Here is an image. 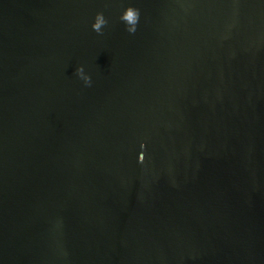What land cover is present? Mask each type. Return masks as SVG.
Wrapping results in <instances>:
<instances>
[{
	"label": "water",
	"instance_id": "water-1",
	"mask_svg": "<svg viewBox=\"0 0 264 264\" xmlns=\"http://www.w3.org/2000/svg\"><path fill=\"white\" fill-rule=\"evenodd\" d=\"M0 264H264V0H0Z\"/></svg>",
	"mask_w": 264,
	"mask_h": 264
},
{
	"label": "clouds",
	"instance_id": "clouds-1",
	"mask_svg": "<svg viewBox=\"0 0 264 264\" xmlns=\"http://www.w3.org/2000/svg\"><path fill=\"white\" fill-rule=\"evenodd\" d=\"M140 12L138 8L125 7L119 14V19L123 23L125 30L128 33H134L139 21ZM107 21L104 15L101 12H96L92 22L91 28L97 33H101L103 26L106 25ZM76 76L82 80V82L87 86L91 83V78L83 72L82 66H77ZM143 149V145L141 146ZM144 158H141L138 161H143Z\"/></svg>",
	"mask_w": 264,
	"mask_h": 264
}]
</instances>
